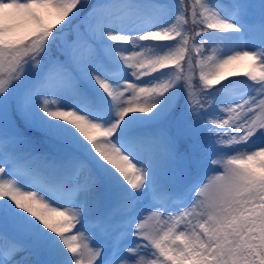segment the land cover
Returning <instances> with one entry per match:
<instances>
[{"label": "snow or ice", "instance_id": "1", "mask_svg": "<svg viewBox=\"0 0 264 264\" xmlns=\"http://www.w3.org/2000/svg\"><path fill=\"white\" fill-rule=\"evenodd\" d=\"M0 264H264V0H0Z\"/></svg>", "mask_w": 264, "mask_h": 264}, {"label": "rangeland", "instance_id": "2", "mask_svg": "<svg viewBox=\"0 0 264 264\" xmlns=\"http://www.w3.org/2000/svg\"><path fill=\"white\" fill-rule=\"evenodd\" d=\"M238 50H251V49H238ZM247 62L246 61H241L240 62V65H244V64H246ZM244 67L243 66H238V67H236L235 69H234V71H240V70H242Z\"/></svg>", "mask_w": 264, "mask_h": 264}, {"label": "trees", "instance_id": "3", "mask_svg": "<svg viewBox=\"0 0 264 264\" xmlns=\"http://www.w3.org/2000/svg\"><path fill=\"white\" fill-rule=\"evenodd\" d=\"M206 71H208V69H205ZM199 75V69H197V76Z\"/></svg>", "mask_w": 264, "mask_h": 264}]
</instances>
